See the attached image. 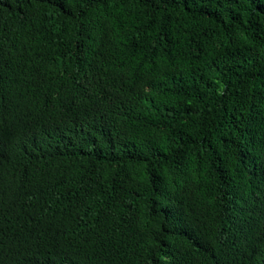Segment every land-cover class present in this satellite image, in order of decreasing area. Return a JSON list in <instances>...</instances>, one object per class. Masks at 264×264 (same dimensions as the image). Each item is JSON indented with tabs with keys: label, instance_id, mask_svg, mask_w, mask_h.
I'll return each instance as SVG.
<instances>
[{
	"label": "trees",
	"instance_id": "obj_1",
	"mask_svg": "<svg viewBox=\"0 0 264 264\" xmlns=\"http://www.w3.org/2000/svg\"><path fill=\"white\" fill-rule=\"evenodd\" d=\"M0 264H264V0H0Z\"/></svg>",
	"mask_w": 264,
	"mask_h": 264
}]
</instances>
